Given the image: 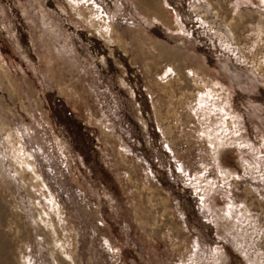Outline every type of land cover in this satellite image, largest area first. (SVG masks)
<instances>
[{"label":"rangeland","instance_id":"rangeland-1","mask_svg":"<svg viewBox=\"0 0 264 264\" xmlns=\"http://www.w3.org/2000/svg\"><path fill=\"white\" fill-rule=\"evenodd\" d=\"M215 2L0 0V264H264V0Z\"/></svg>","mask_w":264,"mask_h":264},{"label":"bare ground","instance_id":"bare-ground-1","mask_svg":"<svg viewBox=\"0 0 264 264\" xmlns=\"http://www.w3.org/2000/svg\"><path fill=\"white\" fill-rule=\"evenodd\" d=\"M205 1V0H204ZM208 1V0H207ZM218 0H216V2L213 4L212 3V7L210 6V4L208 5L207 3H206V5H207V8H208V11H209V13H212V15H213V18L216 20V21H219V22H222V23H224V25L227 27V31H228V33H229V36H230V42L232 43H234L235 45H239V43H243L242 41L244 40V41H246L245 39H241L239 36H240V31L239 30H237V28L239 27L238 26V23H241V25H242V22H244V20L242 19L243 17H242V14L241 13H238L237 15H236V17H230V14H228V12H227V8L228 7H226V8H218ZM204 7V6H203ZM189 9H190V11L194 14V15H196L197 17H199V18H208V14H207V12H206V9H205V7H204V9L203 8H201V7H197L196 5H190L189 6ZM158 12V11H157ZM213 21V20H212ZM215 21H213V25H215V27H213V30H214V28H216V30H217V28L218 27H216V24L214 23ZM219 29V28H218ZM218 34V37L220 38V35L221 34H219V33H217ZM222 41H226V39H225V37L223 36L222 37ZM227 42H228V40H227ZM242 46V45H241ZM240 46V47H241ZM240 51V50H239ZM241 54H243V53H241ZM260 74H262V75H264V73H262V72H259ZM217 91L216 90H212V93L210 94V98H212V100L214 101V102H217V100L216 99H218V102H219V99L221 100L222 98L216 93ZM214 102H212V104L214 103ZM221 102V101H220ZM224 104V103H223ZM217 107H218V105H217ZM222 107V106H221ZM214 109V108H213ZM215 111V110H214ZM221 112H224V109H222L221 110ZM225 114V113H224ZM223 118V117H222ZM222 118H221V120H222ZM227 118V117H226ZM229 118H231V117H229ZM224 121V120H223ZM234 122V121H233ZM219 125V124H218ZM224 125V124H223ZM222 125V126H223ZM221 126V125H220ZM237 126V125H236ZM224 127V126H223ZM235 129V128H234ZM219 130V129H218ZM236 131V130H235Z\"/></svg>","mask_w":264,"mask_h":264}]
</instances>
